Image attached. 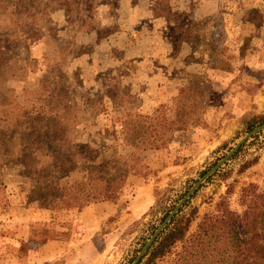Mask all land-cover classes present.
Instances as JSON below:
<instances>
[{"label": "rangeland", "instance_id": "1", "mask_svg": "<svg viewBox=\"0 0 264 264\" xmlns=\"http://www.w3.org/2000/svg\"><path fill=\"white\" fill-rule=\"evenodd\" d=\"M261 117L264 0H0V264H130L172 201ZM177 120L192 125L162 132V148L122 140L121 124L160 134ZM55 162L70 171L53 174ZM86 163L133 172L112 202L39 206L50 176L69 186ZM210 178L180 214L186 237L221 201L241 213L242 188L262 190L264 130ZM34 224L54 240L32 243ZM179 246L148 264H172Z\"/></svg>", "mask_w": 264, "mask_h": 264}, {"label": "trees", "instance_id": "2", "mask_svg": "<svg viewBox=\"0 0 264 264\" xmlns=\"http://www.w3.org/2000/svg\"><path fill=\"white\" fill-rule=\"evenodd\" d=\"M21 35L23 43H28L29 39L33 41L36 39L26 36L24 32H21ZM3 48L5 47L1 49ZM259 119L264 122V117ZM190 125L192 124L186 120L163 122L160 127L163 131L160 134H144L141 132V129L144 128L133 126L131 134H127L129 132L127 131L128 125L121 124V132H125L121 135L125 144L133 146L137 150H156L164 145L162 132L181 131ZM150 126L149 123L146 128ZM131 140H135L136 143L130 144L129 141ZM51 159L53 160V158ZM68 163L60 162L59 164L55 162L51 172L56 175L60 174V177L65 176V173L71 169ZM130 172H133L132 168H122L115 170L110 175H105V172L101 171L99 167L86 163L82 170L84 173L82 178L72 182L69 186L59 187L53 182L55 177L50 176L45 186L35 192L42 195L37 199V202L41 208L48 207L51 210L75 209L77 211L89 204L104 201L112 202L117 198ZM181 195L172 201L162 216L158 218L157 224L165 217ZM239 199L243 208L241 213L229 210L227 205L221 201L217 205V213L204 215L197 223L195 231L186 237L189 220L188 217L180 216V214L188 201L154 241L142 261H145L144 264H148L155 258L166 254L175 244H179V251L176 253L172 264H264V182L261 191H257L252 185L242 188ZM155 227L153 225L149 228L140 247ZM51 232L52 229L48 225H31L29 240L32 243L42 245L48 240H54L50 235ZM33 237H37V239H33Z\"/></svg>", "mask_w": 264, "mask_h": 264}, {"label": "water", "instance_id": "3", "mask_svg": "<svg viewBox=\"0 0 264 264\" xmlns=\"http://www.w3.org/2000/svg\"><path fill=\"white\" fill-rule=\"evenodd\" d=\"M264 130V123L259 124L242 137H240L234 145L226 152V154L220 158L215 164H213L209 169H207L197 180H195L189 188L181 195L176 203L172 206L165 217L156 225L153 232L145 240L143 245L138 249L135 256L133 257L130 264H140L142 259L146 256L147 251L151 248L154 241L162 233L165 227L173 219V217L182 209L185 204L190 200L191 196L203 185L208 178H210L214 173H216L225 163H227L231 157L237 152V150L248 140H250L254 135L258 134L260 131Z\"/></svg>", "mask_w": 264, "mask_h": 264}]
</instances>
